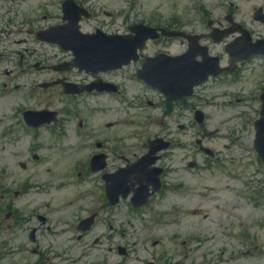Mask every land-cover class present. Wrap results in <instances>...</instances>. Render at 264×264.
I'll list each match as a JSON object with an SVG mask.
<instances>
[{"label":"rangeland","instance_id":"374dc122","mask_svg":"<svg viewBox=\"0 0 264 264\" xmlns=\"http://www.w3.org/2000/svg\"><path fill=\"white\" fill-rule=\"evenodd\" d=\"M133 1L134 6H133ZM119 4V3H118ZM132 4V6H130ZM121 8L112 7L114 9H121L126 12L131 8L140 18H148L149 14L157 11L162 15H169L172 13H188V11L195 10L189 0H122L120 3ZM0 51H3L0 49ZM227 60V59H226ZM262 67L264 62L260 59L245 65L241 71L236 73L238 79L235 80V76L223 75L218 78L212 79L205 86L197 89L194 96L187 100L185 106V117L182 118V122L188 125L190 115L195 111L196 107H202V109L208 112V126L210 129L220 128L221 134L216 138H213L210 145L219 152L220 159L226 160L225 166L221 167L216 165V169L202 166L195 171H184L182 164H176L180 166V169L173 175L175 179H179L182 184V189L177 196H171L160 207L161 209L176 208L175 221L171 223H177L171 227H163L157 233L162 235H169V233H179L180 235L188 233H196L202 236L206 235V228L214 230V224L212 220L216 221V216L226 217L230 213L233 204L237 207L241 202L234 197L233 192L229 191V196L224 199H220V191L217 187L233 189L232 187L240 186L236 181L232 180L234 175L244 177V165H250L251 160L248 154V149L253 147L255 140V125L254 123L259 118V101L258 96L264 90V74ZM6 78H0L1 81H5ZM95 98H82L78 101H72L71 99L60 98L55 90L51 91L45 97L38 99H28L26 92H0V175L4 166H7L20 181H32L36 184H42L43 181L50 184L44 185L41 193L37 195L39 201V209L41 212H45L49 216H58L59 213L55 212V209L63 206L65 209L77 208L79 203H95L97 201V195H90L91 192L96 191V185L88 183L80 188L76 187H63L61 186L62 177H56L55 175H48V171L59 172V168L56 166L58 156H70L71 161L74 157L80 155L79 153L71 154L70 151L59 150L58 145L55 148H46L40 152L45 155V160L41 165H29L27 171H20L17 168V164L25 162L26 158H29V149L24 139H21L19 143H13L10 141V135H3L4 128H7L11 123H21L20 113L26 108L32 109H44L58 110L61 112L62 121L78 123L80 119L89 121L92 124L100 123L102 126L104 123L119 120H124L126 114L116 113V110L109 111L107 113H92L94 111ZM233 101V103H231ZM217 103L218 106H214ZM75 110H80V116L77 118H70L72 106ZM78 104V106H77ZM112 112V113H111ZM114 112V113H113ZM161 118L164 119L165 115L160 112ZM163 121L160 117H155L152 124V128H148L149 136H164L180 139L187 143L188 150L194 143L195 136H200L198 127L185 131L177 129L176 125L171 123L169 119V125L165 123L161 126ZM247 123V126L245 127ZM249 124V126H248ZM68 128V125H67ZM204 132V131H203ZM17 136L22 135L19 127L15 133ZM228 134L235 136L237 134L239 139H234V143H241L246 147V151L242 152L238 146L228 140ZM49 132L43 128L41 134V141L45 136H48ZM196 139V138H195ZM211 140V139H209ZM62 144L68 142L67 139H60L58 141ZM228 148H227V147ZM187 149L184 151L186 154V161L191 160L194 157ZM54 151L55 154L49 157L50 153ZM25 152V154H23ZM221 153V154H220ZM49 157V158H48ZM185 161V162H186ZM251 171L255 170L251 165ZM245 174H252L248 169L245 170ZM17 177H12L18 179ZM264 181V178L257 175ZM4 183L3 177H0V184ZM57 184V185H56ZM210 188V191H209ZM81 190V193H80ZM0 188V196H1ZM31 196H23L20 201V205L24 208V205L28 202ZM212 201H208L211 200ZM44 202H49L51 208L44 205ZM71 202L72 205L66 207L67 203ZM216 204H223L227 208L226 214H221ZM187 207V212H186ZM215 207V208H214ZM190 208H195L197 215H193ZM25 212L30 214L29 204L27 203ZM127 211H122L123 223L127 226V223L133 222L132 229L133 234H142L143 222L139 216L125 215ZM171 219V218H170ZM198 223V224H196ZM198 225L202 226L201 232L196 231ZM195 226V227H191ZM17 241H15L16 244ZM263 260L258 259H246L239 264H262Z\"/></svg>","mask_w":264,"mask_h":264},{"label":"flooded vegetation","instance_id":"af4514ba","mask_svg":"<svg viewBox=\"0 0 264 264\" xmlns=\"http://www.w3.org/2000/svg\"><path fill=\"white\" fill-rule=\"evenodd\" d=\"M229 1H230L231 7H234V4H233L234 1L241 3V2H244L246 0H229ZM253 1L256 4V7L254 8V11H253V15L259 10H262V12H264V0H253ZM7 6H10L11 8H15L18 5L13 3L11 0H9L8 5H6V7ZM211 9H212V11H210V12H207L205 10L195 11V15H194L195 19L193 18L194 21H193V24H191L190 30L192 31V34L194 36H201L200 41H199L200 43L207 42L211 46L216 45L214 43L213 38L212 39L210 38V34L213 33L215 30L219 33H222L225 30H229L230 32L237 30L239 32V31L244 30V28H248L246 25V21H245V17L248 15L247 13H244L241 11H236V9H235L233 11L226 12L222 16L220 14V12H218L219 7L212 5ZM227 10H229V9H227ZM16 13H17V11L13 10L12 12H8V14L5 16L4 31L6 33H8L9 35H15V34H19V33L23 32V30L21 28H19V31L17 32V28H16L15 24H20L21 26H23L24 25V16H23L22 12H19L18 15H16ZM11 14H15L13 16V18L15 20H13V21H11V19H10ZM252 19L255 23L261 24L260 22H257L254 19V16ZM183 23L187 24V20L184 19ZM205 24H207V25H205ZM184 28H187V27H184ZM22 42H26V40L24 39V40H21L19 42H15V43L19 44ZM223 44H227V42L223 43ZM188 48H189V45H187V42L185 41L183 44V49H181L179 51V54L184 55L188 51ZM162 49L167 51V52H170L171 46L169 45V46L164 47ZM157 50H158V48H157ZM158 53L159 52L157 51L154 55H156ZM196 54L197 53L195 52L191 55L196 56ZM46 67L48 68L49 66H46ZM173 149H174V145L172 144V146L170 147L168 152L172 151ZM167 157L169 158V160H171L173 155H168ZM104 202L106 205H108L106 200H104ZM124 202H128L130 204L129 199L123 200V201H120V203L116 207H113V208L110 207V209H116V208L120 207L122 205V203H124ZM89 236L85 235L83 237H89ZM57 237L61 238V240H59V241L56 240L60 255L63 257V262H61V264H84L85 261H87L89 258L93 257V255L91 253H85L84 251H77L76 247L71 244V240L67 238V235H59V236L56 235L55 238H57ZM109 237H110V239H113L114 241H118L119 239L122 238V234H118L116 236H109ZM127 238H129V237L126 236V239ZM80 239H81V237L78 238V241ZM105 239H106L105 235L104 236L100 235L99 237L96 238L94 243L99 244L100 242H102ZM123 247H125V246H123ZM125 248L127 249L125 257H127V256H129V250L127 247H125ZM112 251L115 254L120 256L117 249L115 251H114V249H112L111 251H109V254H112L113 253ZM133 259H134L135 263H138L140 261V259L137 256ZM133 263H130V264H133ZM159 263L160 262L153 260V262L150 264H159ZM160 264H167V261L164 259V263L162 262ZM175 264H183V263L181 261H178Z\"/></svg>","mask_w":264,"mask_h":264}]
</instances>
